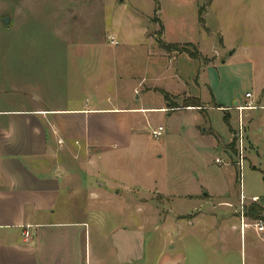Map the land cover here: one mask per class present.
I'll list each match as a JSON object with an SVG mask.
<instances>
[{
  "label": "rangeland",
  "instance_id": "obj_1",
  "mask_svg": "<svg viewBox=\"0 0 264 264\" xmlns=\"http://www.w3.org/2000/svg\"><path fill=\"white\" fill-rule=\"evenodd\" d=\"M159 40L177 51L192 46L201 59L162 51ZM250 47L264 53V0H0V110L83 105L140 110L130 116L128 147L105 153L82 149L79 163H91L96 193L111 201L98 200L107 210L95 208L93 226L131 229L124 250L144 249L143 260L133 264H247L249 245L259 243L253 234L247 230L240 239L236 229L226 249H208L193 232L212 221H194L184 194L201 182L223 180V167L235 166V115L229 112V130L223 122L229 114L212 109V103L246 90V76L237 78L233 64L243 55L228 54ZM224 59L229 63L220 64ZM206 80L208 88L202 86ZM195 102L200 108L184 107ZM158 127L162 135L153 139L150 132ZM216 159L226 166H217ZM87 175L82 171L81 180H89ZM242 187L260 199L239 205L241 232L243 225L264 226V212L257 218L246 214L252 204L264 208L263 175L244 168ZM90 204L74 198L55 218L88 219Z\"/></svg>",
  "mask_w": 264,
  "mask_h": 264
},
{
  "label": "crops",
  "instance_id": "obj_2",
  "mask_svg": "<svg viewBox=\"0 0 264 264\" xmlns=\"http://www.w3.org/2000/svg\"><path fill=\"white\" fill-rule=\"evenodd\" d=\"M237 53L243 56L233 64L238 67L237 78L246 76L247 88L229 99H219V104L212 103V109L228 113L230 124L229 112H233L232 128L238 126L239 115L242 117L246 147L243 169L259 172L264 179V53L250 47L234 49L228 57ZM227 63V59L220 62ZM202 86L208 88L207 80ZM246 94L250 98H245ZM247 103H252L255 109L240 113L236 110ZM119 108L83 105L73 109L0 110V264H133L143 260L144 249L139 245L129 247L127 243L129 248L124 250V240L131 229L106 230L102 224L93 226L92 220L98 219L96 207L107 210L106 205L97 206L98 200L105 204L111 201L96 193L94 181H90L95 172L91 163L82 159L79 163L80 156H85L82 149L105 153L113 147L129 146L133 127L130 116L140 110ZM161 109L157 111L162 112ZM208 138L215 140L212 135ZM233 168L236 169L223 167L220 173L223 180L201 182L194 186V191L184 194L192 203L194 221H212L206 228L195 226L193 236L208 249L221 252L231 242L236 229L240 239L246 237L248 230L259 243L249 245L247 264H264V234L249 228L241 232L238 218L240 193L247 201L260 198L242 187V172L235 182ZM82 171L88 172L89 180H81ZM74 198L86 199L88 204L91 201L85 208L88 219L64 222L55 218L64 211V204ZM220 220L224 222L219 226ZM137 229L138 233L143 230ZM25 231L29 239L23 237Z\"/></svg>",
  "mask_w": 264,
  "mask_h": 264
},
{
  "label": "built area",
  "instance_id": "obj_3",
  "mask_svg": "<svg viewBox=\"0 0 264 264\" xmlns=\"http://www.w3.org/2000/svg\"><path fill=\"white\" fill-rule=\"evenodd\" d=\"M108 42L111 46H116L117 45V42L114 41V38L113 37H109L108 38ZM245 98H250V95L249 94H246L245 95ZM255 109V107L252 105V103H247L245 106H242V107H238L236 108V110L240 113V112H243V111H249V110H253ZM243 123H242V117L239 115V120H238V134H239V149H238V155H237V158H236V162H235V166H236V169L238 170L239 174H240V177H241V172L243 170V163H244V148H243ZM162 132H163V129L161 127H158L156 129H153L151 130L150 132V136L153 138V139H159L162 135ZM215 164L217 166H226V164H224L221 160L219 159H216L215 161ZM246 200V198L243 196L242 193H240V196H239V201H240V204L243 205L244 201ZM252 202H256L257 201V198H251L250 199ZM245 227H248V226H245L243 225L242 228L244 229ZM251 227H253L254 231L257 233V234H264V226L260 223V222H256L254 223V225H252ZM23 237L25 239H29L30 235L27 231H25L23 233Z\"/></svg>",
  "mask_w": 264,
  "mask_h": 264
},
{
  "label": "trees",
  "instance_id": "obj_4",
  "mask_svg": "<svg viewBox=\"0 0 264 264\" xmlns=\"http://www.w3.org/2000/svg\"><path fill=\"white\" fill-rule=\"evenodd\" d=\"M201 12V11H200ZM199 21H200V17H199ZM157 45L159 46V48L162 50V51H165L167 53H171V52H177L178 54H185L187 55L190 59H193V60H199L201 59V55L200 53L194 48L191 46L192 48V51H189L188 49L186 50H182V51H177V47L176 45H173V44H166L165 42H163L162 40H159L157 42ZM163 97H164V101L168 104L169 106V101H168V95L166 93H162ZM171 106V105H170ZM184 107H193V108H200V105L198 102H195V103H187L185 104ZM223 122L224 124L227 126V128L230 130V126H229V118L227 119V117H224L223 118ZM247 211V216H250L252 218H257L261 213L264 212V208L260 207L259 205H255V204H252L250 205V207L246 210Z\"/></svg>",
  "mask_w": 264,
  "mask_h": 264
},
{
  "label": "water",
  "instance_id": "obj_5",
  "mask_svg": "<svg viewBox=\"0 0 264 264\" xmlns=\"http://www.w3.org/2000/svg\"><path fill=\"white\" fill-rule=\"evenodd\" d=\"M3 24L4 25H7L8 24V19L7 18L3 19Z\"/></svg>",
  "mask_w": 264,
  "mask_h": 264
}]
</instances>
